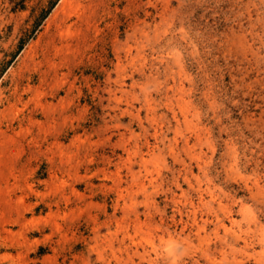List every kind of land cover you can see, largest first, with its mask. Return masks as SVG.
Masks as SVG:
<instances>
[{
  "label": "rangeland",
  "instance_id": "obj_1",
  "mask_svg": "<svg viewBox=\"0 0 264 264\" xmlns=\"http://www.w3.org/2000/svg\"><path fill=\"white\" fill-rule=\"evenodd\" d=\"M0 264H264V0H0Z\"/></svg>",
  "mask_w": 264,
  "mask_h": 264
}]
</instances>
